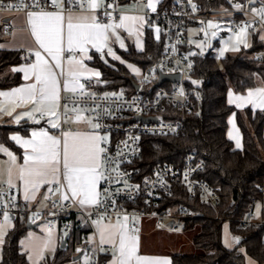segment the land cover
Segmentation results:
<instances>
[{
  "label": "built area",
  "instance_id": "built-area-1",
  "mask_svg": "<svg viewBox=\"0 0 264 264\" xmlns=\"http://www.w3.org/2000/svg\"><path fill=\"white\" fill-rule=\"evenodd\" d=\"M121 0H104L98 11L102 21L113 19L115 7ZM146 0H137L144 3ZM90 0H64L63 13L75 10H85ZM12 7L9 5H21ZM196 8L193 10L192 5ZM112 5V7H107ZM235 5H241L239 10ZM264 8V0H224V5L215 10H202L197 0H175L172 7L155 11L152 25L163 32L164 45L161 56L145 70L140 72L138 90L140 94L129 95L125 93H101L95 90L94 81L85 79L83 92L69 94L61 97L58 115L60 122L74 121L79 115L82 118L99 123L101 127L97 132L109 136L101 147L104 153V176H111V180H101L99 183L100 205H90L83 209L71 199L63 200L56 197L57 185L46 188L45 208H37L29 202L22 200L13 188L7 183L0 182V191H3V202L8 205L10 221L20 219L37 226L41 224L46 230L61 229L64 235L70 232L72 217L79 216L80 220L74 227L80 233L82 246L75 250L81 252L83 259L89 264H106L101 257L108 256L109 250L102 251V247L90 239L95 233L94 221H122L127 223L133 231L140 228L142 220H148L153 227L169 233H177L181 229L185 217H191L185 208H167L164 202L171 197L177 184L182 185L189 197L198 198L204 205L215 208L219 198L213 189L198 178L202 171L203 159L194 152L184 155L179 166L168 163H157L150 171L139 176L135 163L142 157L141 138L150 137H176L183 131L184 124L181 117L176 114H188L195 110L202 80L195 76V57L188 52L186 30L198 22L209 18H221L225 24V31L221 34L235 33L245 24L250 33H259L264 36V19L258 10ZM57 11L59 8L50 6V0H40V7L33 6V0L0 1V12L5 14ZM256 10V11H254ZM111 13L106 16L105 13ZM4 32H9L4 27ZM264 41V40H262ZM151 58V55H149ZM255 58L264 63V51L255 55ZM189 65H191L189 67ZM178 74L179 79L174 82L164 81L157 85L159 76ZM147 77V79H145ZM196 81L197 83H193ZM137 90V91H138ZM67 104V115H63ZM142 118L155 117V121H144ZM43 121L46 115H37L35 120ZM69 125L62 126L61 130H69ZM107 189V192H104ZM264 190V188H261ZM16 197L15 207L11 206L10 197ZM260 208L264 202L254 201L244 218L238 221L237 228L259 226L264 219L259 216ZM124 216L128 219L124 220ZM3 216L0 214V222ZM171 222V224H169ZM242 235L231 232V239ZM80 249L81 251H77Z\"/></svg>",
  "mask_w": 264,
  "mask_h": 264
},
{
  "label": "trees",
  "instance_id": "trees-1",
  "mask_svg": "<svg viewBox=\"0 0 264 264\" xmlns=\"http://www.w3.org/2000/svg\"><path fill=\"white\" fill-rule=\"evenodd\" d=\"M174 1L158 0L156 11L169 9ZM197 1L202 10H215L224 5V0ZM152 17L149 15L151 27L144 31L143 51L137 52L131 46L118 51L124 61L137 66L141 71L158 59L163 51L164 34L159 30L155 35ZM259 36V33L252 34L250 48L240 54L224 56L220 64L209 55L195 57V76L202 80V86L195 110L188 114H176L183 120L182 133L176 137L141 138L142 157L134 164L139 176L146 175L157 163L179 166L186 153L194 152L204 162L197 177L205 181L219 198L216 207L212 208L202 204L198 198L189 197L186 189L177 184L173 195L165 200L164 207L185 208L191 215L183 219L181 230H196L191 237V244L202 252L192 255L171 254V264H244L240 248L257 264H264V224L237 228L238 221L245 217L255 200L264 202V190H261L264 188V110H236L227 103L228 90L244 93L259 84L264 85V63L255 58L256 54L264 51V41L258 39ZM21 54V51L7 50L0 46V72L18 65ZM90 65L100 72L103 82L97 87V92L129 95L141 93V89H134L138 81L122 64L104 62L95 57ZM19 82L17 75L12 79H0V88L15 86ZM233 113L242 136L240 150L235 149L226 136L227 119ZM3 130L0 127V141ZM259 216L264 219V208H260ZM79 220V216L72 217L66 247L58 248L40 264H67L72 261L76 248L82 246L80 233L73 225ZM224 222H228L231 232L242 235L234 249H228L222 244L221 228ZM27 231L25 221H14L13 227L3 239L0 264H27L26 255L19 246ZM63 236L61 234V238ZM101 259L106 262L108 256H102Z\"/></svg>",
  "mask_w": 264,
  "mask_h": 264
},
{
  "label": "snow or ice",
  "instance_id": "snow-or-ice-1",
  "mask_svg": "<svg viewBox=\"0 0 264 264\" xmlns=\"http://www.w3.org/2000/svg\"><path fill=\"white\" fill-rule=\"evenodd\" d=\"M75 2V0H72ZM191 2V0H190ZM102 4V0H90L87 4L86 11H94L99 8ZM33 6L39 8L40 0H33ZM50 6L53 8H59L60 11H44L41 9L38 12L29 11L27 12L28 21L31 25L32 35L35 37L36 43L39 45L40 49H43L45 53L51 57L54 63H49L47 59L44 58L41 51L37 50L33 53L35 56V62L29 64L26 68H13L14 72H23L24 79H32L33 82L27 84L25 87L13 89L10 93L0 92V96L8 98V103L15 104L14 97H19L22 103H32L35 107L32 111L25 112L22 115H17L14 117L17 123L23 117H28L29 119H34V114L38 113L41 117L47 115L49 117H56L59 119L58 110L60 105V92L61 83L64 91L75 92L79 88L82 92L85 85L78 83L79 75L78 72L72 70L73 65L79 66L80 69H84L83 60H76L73 52L78 49L80 53L87 51L86 46L91 45L100 52L105 47L109 39V31L112 30V35H115L117 40L120 39L119 35L115 33L116 28L124 26V21L128 19H136V17L120 16L119 23L102 22L97 16L93 15L91 18L88 16H83L79 19V22L73 23V18L71 16V9H69V15L67 17V44L68 47L65 49L63 47L64 42V21L65 16L64 11V0H50ZM12 7H23L21 5H9ZM107 7H112V5H107ZM148 8L155 11V5L152 0H148ZM193 10H195L196 5H192ZM239 10H242L241 5H235ZM256 11V10H254ZM261 18L264 19V8L258 10ZM106 16H111V13L106 12ZM142 19V18H141ZM209 27H213L212 22L208 23ZM250 24H245L239 28V33L236 35L237 45L241 42V37L246 34L247 28ZM159 29H157V33ZM215 35V33H213ZM158 38V37H157ZM264 40V36L260 37ZM121 47L123 44L121 43ZM245 47L247 44L245 43ZM233 50H239L238 46ZM67 53L68 68L65 70L62 64V55ZM107 54L112 56L114 59L119 60L120 57L116 56L112 51L111 47L107 49ZM223 51L220 53L223 56ZM194 55V53H193ZM91 57H89L90 59ZM191 65H189L190 67ZM129 67H132L129 65ZM55 69H60L56 72ZM134 72L138 73V70L133 68ZM96 76L100 74L95 73ZM60 77L65 79L61 82ZM147 79V77H145ZM193 83H197L193 81ZM229 103H235L237 107H243L246 104H252L254 107H260L264 109V89H256L255 91H249L246 96H236L234 99L231 98L230 93ZM19 106L18 104L16 105ZM64 113L67 115L68 106L63 105ZM0 111L6 112L7 115L11 116L12 111L0 106ZM78 120L81 119L79 115L76 117ZM39 123V120H35ZM48 123L52 128H56L58 125L55 120L49 119ZM89 123H92L89 120ZM101 125L99 123L93 124L94 129H99ZM17 143H20L23 147L30 149V151L25 152L24 164L20 166V176L19 179L23 182L24 189V199L27 201L30 197L28 195L29 189L34 192L38 189L41 183H55L58 187L56 191H60L62 188L66 189V192L62 194L63 200L72 199L74 203H78L79 206L84 207L86 205H100L101 201L99 199L101 192L98 190V185L101 180H111L112 177L104 176V153L105 149L101 147L102 142L107 141V136H101L94 134L92 135L86 143L80 147H74L71 154L69 152L67 134H65V139L63 142V182L58 175L60 172L61 165V140L55 136L49 135L47 131L41 130L40 132H33L32 138L27 140H21L19 136L11 137ZM237 146H239V141H237ZM0 152H5L10 159L15 162V157L12 153L8 152L6 148L0 146ZM51 179H48V177ZM33 178H39V182ZM9 188L16 187L12 184L11 174L8 180ZM107 192V189H104ZM70 193V195H69ZM3 191H0V214L3 216V223H0V243H2V236L4 234V227L10 223V211L8 205L3 202ZM47 198V197H45ZM16 197H10V203L12 207H15ZM128 217L124 216V220ZM94 223H99V221H94ZM119 231L116 234H109L105 236V232L101 231L100 243H110L116 250L113 253L114 259L112 264H142V262H147V264H168L166 259L160 258H149L141 257L137 255V243L135 236H129L126 233V225L119 224ZM49 235L51 230L49 229ZM117 235L119 237L117 243ZM235 242H239L238 237H233ZM50 241H46L44 247L47 248ZM81 251L80 249L77 250ZM31 258V257H30ZM41 258L43 256L41 255Z\"/></svg>",
  "mask_w": 264,
  "mask_h": 264
},
{
  "label": "crops",
  "instance_id": "crops-1",
  "mask_svg": "<svg viewBox=\"0 0 264 264\" xmlns=\"http://www.w3.org/2000/svg\"><path fill=\"white\" fill-rule=\"evenodd\" d=\"M131 1V0H129ZM128 1V2H129ZM134 3L131 4H125L128 3L126 1H120L115 7H113L114 15L113 19L110 21H102L101 17L98 13L100 10L102 4L104 3V0H102V4L99 8L95 9L94 11H86V10H75L71 11V16L73 18V23L79 22V19L83 16H88L91 18V16L95 15L98 17V19L102 22H111L118 24L119 17L120 16H127V17H136V19H128L124 21V26L120 28H116L114 31L117 35H119L120 39L117 40L115 38V35H112V30L109 31V39L103 48L102 51L98 52L94 47L91 45H87V51L84 53H80L78 49H75L73 54L76 60H83V64L85 66L84 69H80L79 66L73 65L72 70L78 72L79 80L78 83H82L85 79H91L94 81L95 84V90L97 91V87L99 85H102L103 82L101 81L100 75L96 76L95 73L100 72L92 67L90 65V62L93 60V58L97 57L98 59L109 62L114 61L116 63L122 64L128 72L132 74V72L129 71V65L132 66V68H135L138 70L137 74H140L141 70L126 61H124L118 54V51H124L128 47H133L137 52H141L144 49V31L147 27H151L149 24V15L154 13L156 11V6L158 0H152V3L155 5V11H152L151 8L147 7L148 0H146L144 3L137 2V0H132ZM65 16L64 21V42L63 47L67 49V17L69 15V12L63 13ZM142 18V19H141ZM9 28V32H4V27ZM192 27V26H191ZM0 28H1V36H2V42L0 44L1 48L7 49V50H18L21 51V62L18 65L10 66L3 71L0 72V79H12L14 76H18L20 82L15 85L8 88H0V92L10 93L13 89L25 87L27 84L32 83L33 80H25L24 79V73L23 72H14L13 68H21V67H27L29 64L35 62V56L33 53L37 50L41 51L42 55L45 59L49 61V63H54L51 60V57L48 56L47 53L43 51V49L39 48V45L36 43L35 37L32 35L31 25L28 21L27 14L23 13H13V14H5L0 12ZM153 31L155 32V35L157 34L156 28H153ZM121 43L123 44V47H121ZM111 47L112 51L115 53L116 56H119L120 59H114L112 56L107 54V49ZM67 53L65 52L62 55V64L67 70L68 68V61H67ZM89 57H91L89 59ZM106 58L103 60V58ZM56 72H59L60 69H55ZM135 78V77H134ZM65 78L60 77L61 82H63ZM256 89H264L262 87H256L253 89H250L251 91H255ZM247 90L244 93H235L232 90H228L227 92V103L231 106H233L236 110H243L245 108H250L251 110H264L260 107H254L252 104H246L243 107H237L235 103L230 104V93L232 94L231 98L234 99L236 96L244 95L246 96L247 93L250 91ZM81 90L79 88L76 89L75 92L72 91H64L61 83V92L60 96L64 97L69 94L74 93H80ZM15 104L8 103V98L4 96H0V106L7 108L8 110L12 111V115L9 116L6 114V112L0 111V127H2L3 130V136L2 140L0 141V146H3L8 150V152L12 153V155L16 158L15 162H13L10 157L5 152H0V182L7 183L9 180V175L11 174V180L12 184L16 187H12L18 197H20L22 200L24 199V189H23V182L19 179L20 176V166L24 164V156L26 151H30V149H27L26 147H23L20 143H17L11 137L13 136H19L21 140H27L32 138L33 132H40L41 130L47 131L49 135L55 136L56 138L61 140V165H60V172L58 173L61 182H63V142L65 139V134H67V140H68V146H69V152L71 154L74 147H80L84 143L87 142V140L94 134L101 135L99 132H97L96 129L93 128V124H95L93 121V124H88L85 122V120L81 117V119H76L74 121H68L65 120L64 122H60V119H56V117H49L46 115V119L43 121H39V123L35 122V117L39 115L38 113L34 114V119H29L28 117H23L20 119L19 123L16 122L14 119L17 115H22L25 112L32 111V109L35 107L32 103H22L19 97H14ZM19 105L18 107L16 105ZM49 119L55 120L57 123L56 128H52L51 125L48 123ZM69 125L71 128L69 130H61L62 126ZM227 138L232 142L233 147L235 149L240 150L242 148V136L241 133L236 125L235 121V114H231L227 119V131H226ZM237 141H239V146H237ZM102 145V144H101ZM39 182V178H33ZM48 179H51L49 176ZM53 185H57L55 183H41L40 187L35 190L34 197L33 191L31 188L29 189V199L27 202H29L32 206L37 208H45L47 205V200L45 198V190L48 187H51ZM58 186V185H57ZM99 189V185H98ZM66 192L65 188H62L59 192L56 191L55 196L61 197L62 194ZM70 195V193H69ZM72 200V199H71ZM26 201V200H25ZM73 201V200H72ZM78 206L79 204L76 203ZM90 205H86L84 207H81L83 209H87ZM0 223H3L0 222ZM119 224L126 225V233L129 236H135L136 243H137V255L141 257H149V258H160V259H166L168 261V264H171L170 262V256L171 255H161L160 253H153L152 250H149L146 245L138 238L137 235L134 233H131V227L122 221H119ZM152 223L148 220H142L140 223V227L143 228L142 232L145 233L149 231V226ZM13 227V222L10 221L5 227H4V234L2 236V241L4 239V236L6 233ZM101 231L105 232V236L107 237L109 234H116L119 231V225L117 224V221H101L99 223H96L95 225V233L90 235V239L94 242L98 243L102 247V251L106 252L109 250L108 259L105 262L106 264H112V261L114 259V256L112 253L116 251L112 244L110 243H100V233ZM62 231L61 229H52L49 235V231L46 230L43 226L38 227L34 226L33 229H28L26 232V235L20 240L19 246L21 249V252H23L26 255L27 264H40L45 258L51 257L53 253L59 248V242L61 239ZM64 235V234H63ZM118 235H117V243H118ZM46 241H50L48 244V247L45 248L44 244ZM2 243H0V261H1V252H2ZM112 254V255H111ZM41 255L43 258H41ZM31 257V258H30ZM133 264H136L134 261ZM142 264H147V262H142Z\"/></svg>",
  "mask_w": 264,
  "mask_h": 264
},
{
  "label": "rangeland",
  "instance_id": "rangeland-1",
  "mask_svg": "<svg viewBox=\"0 0 264 264\" xmlns=\"http://www.w3.org/2000/svg\"><path fill=\"white\" fill-rule=\"evenodd\" d=\"M134 1H129L125 4H131ZM221 18H209L205 21L198 22L197 25L187 28L186 30V41L188 46V52L197 56H205L209 55L214 57L218 64H220V60L226 55H236L240 54L242 51L247 50L251 46L252 34L246 31V34L241 37V42L237 45L236 35L239 33H223L225 31V24L221 21ZM212 22L213 27H209L208 23ZM155 33V32H154ZM215 33V35H213ZM262 35L259 36L258 39H261ZM262 40V39H261ZM245 43L247 47H245ZM238 46L239 50H233ZM223 51V56L220 53ZM106 58L104 57L103 60ZM129 71L134 74L136 81L140 80V74L134 72L132 67H128ZM257 87L264 88V85L259 84ZM243 119L245 120V115L242 114ZM86 119V118H84ZM90 119H86L85 122L88 124ZM103 136H107V140L109 136L104 134ZM41 227V224L37 225ZM143 228H139L134 231L131 230V233L140 238V240L146 245L149 250H152L153 253H160L161 255H171L174 253H182L187 255L192 254H201L200 250L194 248L191 244V237L196 232V230H192L189 232H185L183 230H179L177 233H169L162 230H158L150 224L149 231L143 233ZM221 241L222 244L228 249H234L236 247L235 243L231 239V231L228 222H224L221 228ZM239 252L244 257V264H257V262L248 256L243 249H239ZM113 254V253H112ZM111 254V255H112ZM67 264H89L88 260L80 257L77 261H71Z\"/></svg>",
  "mask_w": 264,
  "mask_h": 264
},
{
  "label": "water",
  "instance_id": "water-1",
  "mask_svg": "<svg viewBox=\"0 0 264 264\" xmlns=\"http://www.w3.org/2000/svg\"><path fill=\"white\" fill-rule=\"evenodd\" d=\"M126 2H128L129 0H125ZM179 79V75L178 74H173V75H163L161 74L158 78L157 81V85H159L160 83L164 82V81H170V82H174L177 81ZM134 89L135 91L138 90V85H134ZM140 119L144 120V121H155L156 118L155 117H147V118H142L140 117ZM171 224V222L169 223ZM34 224H31L30 222H26V227L27 229H33L34 228ZM66 240H67V235H64L59 242V248L60 249H64L66 247ZM81 256V252L77 253L75 256L72 257V261H77Z\"/></svg>",
  "mask_w": 264,
  "mask_h": 264
}]
</instances>
